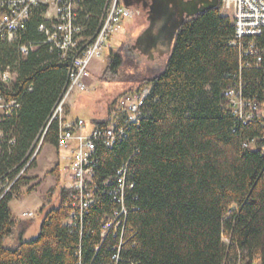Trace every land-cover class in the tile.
Here are the masks:
<instances>
[{
    "label": "trees",
    "instance_id": "1",
    "mask_svg": "<svg viewBox=\"0 0 264 264\" xmlns=\"http://www.w3.org/2000/svg\"><path fill=\"white\" fill-rule=\"evenodd\" d=\"M106 3L84 0L87 36L97 32ZM5 10L0 4V16ZM43 10L36 9L15 41H0V62L17 74L12 85L0 83V92L19 104L0 117V264H116L117 254L118 264H264V120L244 124L223 95L242 76L246 95L262 98L264 60L261 68L241 71L240 50L231 44L235 24L221 6L184 22L158 73L127 77L120 49L106 51L102 81L135 84L109 114L142 81L152 86L145 113L114 146L98 145L96 200L75 227L68 218L76 192L63 187L59 201L44 202L33 217L41 218L38 235L26 239L24 225L9 245L21 225L10 203L35 190L22 188L42 139L59 147V122L50 121L70 81V60L39 30ZM259 43L264 47V35ZM126 163L134 187L126 195L125 225L103 237L107 218L122 208L110 191Z\"/></svg>",
    "mask_w": 264,
    "mask_h": 264
},
{
    "label": "built area",
    "instance_id": "2",
    "mask_svg": "<svg viewBox=\"0 0 264 264\" xmlns=\"http://www.w3.org/2000/svg\"><path fill=\"white\" fill-rule=\"evenodd\" d=\"M0 4L6 9L0 16V41H15L27 28V23L36 9L43 8L42 17L46 23L42 24L39 30L46 34V42L59 49L64 59L70 60L69 88L65 89L50 122L58 120L59 147L68 149L69 153L70 165L66 168L68 182L65 187L76 192L72 200L73 210L68 218L69 226L75 227L80 219L78 214L96 200L94 184L99 163L98 145L110 147V141H115L120 135L123 123H130V128L138 125L135 123V115L145 113L152 86L141 85L136 91L124 94L119 104L111 109L105 122L99 125L89 126L81 118L69 119L66 104L75 92L89 90L93 78L90 69L92 62L109 49H113L112 40L118 33L125 32L128 19L133 18L135 9L126 6L123 0H107L97 32L87 36L88 28L81 16L84 0H3ZM220 6L222 14L228 13L235 24L231 44L240 50L241 71L245 68H261L264 47L260 45L259 39L264 35V0H221ZM16 77L17 74L11 66L0 62V83L10 86ZM247 86L246 80L241 76L239 83L229 86L223 93L226 107L244 124L256 119L264 120V95L262 98L247 96ZM15 107H19V104L8 101L0 92V117L9 115ZM3 140L4 133L0 130V150ZM42 142L43 139L40 143ZM254 144L245 146L255 147ZM36 155L37 150L29 164ZM130 173V163L124 164L117 172V186L112 188L110 193L122 204V208L107 218L103 237L111 232L117 234V230L125 225V217L128 214L126 195L127 191L134 187V183L129 181ZM12 184L4 185L6 191ZM23 214L30 217L35 215L32 211ZM114 260L118 264L120 255H115Z\"/></svg>",
    "mask_w": 264,
    "mask_h": 264
},
{
    "label": "rangeland",
    "instance_id": "3",
    "mask_svg": "<svg viewBox=\"0 0 264 264\" xmlns=\"http://www.w3.org/2000/svg\"><path fill=\"white\" fill-rule=\"evenodd\" d=\"M229 15L228 13L226 14ZM146 25V19L141 13L135 11L133 18L128 19L125 32L118 33L112 40L114 50L122 52L125 58L123 73L125 76H130L137 71L142 74L148 73V70L153 73L160 72L166 65L167 58L156 63L143 58L141 61L136 55L130 54L129 46L133 40L141 32ZM107 64L106 52L100 58H96L91 64V72L93 78L90 81L89 90L87 92H75L66 104V113L69 119H84L89 126L94 123V120L105 119L110 110L112 102L122 95L129 86L135 85L134 82H114L105 83L102 81V76ZM138 84V83H136ZM142 81L139 85H144ZM254 144L253 146H255ZM37 165L27 170V176L31 179L27 186L22 188V191H27L32 185H36L33 192L23 195L22 198L11 201L13 213L21 225L17 228L16 234L8 239L9 245H15L18 242L17 233L22 226L28 227L25 238L30 239L38 235L40 231L41 218L24 216V212L32 211L37 214L38 210L52 198V202L59 201V194L63 187L68 182L66 168L70 165L68 149H60L59 147L50 144L39 143L37 147ZM60 165V173L55 170ZM52 195V196H51ZM224 241L229 243L225 237ZM237 264V263H232Z\"/></svg>",
    "mask_w": 264,
    "mask_h": 264
},
{
    "label": "water",
    "instance_id": "4",
    "mask_svg": "<svg viewBox=\"0 0 264 264\" xmlns=\"http://www.w3.org/2000/svg\"><path fill=\"white\" fill-rule=\"evenodd\" d=\"M141 1L143 0H138V2ZM123 2L129 7L133 5L129 0H123ZM152 2L157 11L154 16L156 21L154 33L160 40L153 45L149 52L154 54V52L160 50L167 58L172 53L178 30L185 22V11H188L187 18H190L220 5V0H191L190 4H187V6H192V10H189L184 8L186 5L185 0H152ZM154 20L153 22H155Z\"/></svg>",
    "mask_w": 264,
    "mask_h": 264
},
{
    "label": "flooded vegetation",
    "instance_id": "5",
    "mask_svg": "<svg viewBox=\"0 0 264 264\" xmlns=\"http://www.w3.org/2000/svg\"><path fill=\"white\" fill-rule=\"evenodd\" d=\"M129 1L133 3L132 6L134 7L135 11L137 13L143 14L144 18L146 19V25L142 28L141 32L133 40L132 45L129 46L130 54L136 55L139 61H141L143 58H146L149 61L154 60L156 61V63L164 60L165 58H167V56L163 55L160 50L154 52V54H151L149 52L152 49L153 45L157 44L160 40L159 37L154 33V30L156 29V21L154 20V16L156 15L157 11L152 5V0H143L141 2H138V0ZM190 1L191 0H185V9L187 8L189 10H192V6H187V4H190ZM187 14L188 11H185V21L189 19L187 18ZM153 20L155 22H153Z\"/></svg>",
    "mask_w": 264,
    "mask_h": 264
},
{
    "label": "bare ground",
    "instance_id": "6",
    "mask_svg": "<svg viewBox=\"0 0 264 264\" xmlns=\"http://www.w3.org/2000/svg\"><path fill=\"white\" fill-rule=\"evenodd\" d=\"M69 88V86H68ZM140 117H141V114H136L135 115V123H139L140 121ZM130 127V123H123V128H121L120 130V135L118 136V138H116L115 141H110V146H114L115 142L119 139L121 140V138H123L124 136H126V130L129 129ZM60 148V147H59ZM61 149V148H60ZM62 150V149H61ZM94 202L90 203L89 205V208L90 206L93 204ZM89 208H83V211H81V213L84 215V214H87L88 211H89ZM85 216V215H84Z\"/></svg>",
    "mask_w": 264,
    "mask_h": 264
}]
</instances>
